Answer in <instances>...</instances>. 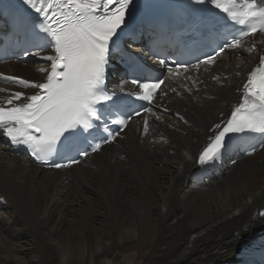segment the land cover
I'll list each match as a JSON object with an SVG mask.
<instances>
[{"label": "bare ground", "instance_id": "obj_1", "mask_svg": "<svg viewBox=\"0 0 264 264\" xmlns=\"http://www.w3.org/2000/svg\"><path fill=\"white\" fill-rule=\"evenodd\" d=\"M263 49L264 42L250 44L240 58L225 53L180 83L169 79L150 110L147 133L143 116L135 118L112 144L66 169H42L12 155L0 134V205L12 204L18 217L8 229L0 221V253L15 261V252L26 249L10 240L28 230L38 238L41 264H254L251 257L264 250V148L235 163L220 158L202 165L199 155L242 102ZM51 54L52 48L33 62H5L0 76L42 82L47 73L39 69L49 67L43 56ZM0 89L6 90L0 101L11 92H36L6 79ZM69 194L58 207L56 200ZM74 194L84 203L76 218L66 219Z\"/></svg>", "mask_w": 264, "mask_h": 264}, {"label": "snow or ice", "instance_id": "obj_2", "mask_svg": "<svg viewBox=\"0 0 264 264\" xmlns=\"http://www.w3.org/2000/svg\"><path fill=\"white\" fill-rule=\"evenodd\" d=\"M37 16H42L41 31L48 39L53 54L43 56L49 67L40 68L46 72L43 82H33L19 77H2L9 82L37 92L25 96L24 92L9 93L0 101V134L10 138L12 143L24 145L41 162L56 152L58 144L78 132L87 129L101 130L107 133L95 143H88L92 152L101 149L120 134L109 130L108 123L101 121L100 107L114 102L115 91L105 88L107 68L113 46L120 39V34L128 27V17L132 15L135 0H24ZM214 6L216 10L237 25L243 26L238 33H230L231 39L224 37L215 55L226 50L243 47L245 38H252L257 33L264 36V0H199ZM33 27H36L33 24ZM39 47V46H38ZM255 50V45L248 52ZM39 54V53H37ZM205 64L215 62V56L208 54L201 61ZM159 64L173 77H181L187 72V65L178 64L175 68L165 60ZM194 67H199L195 65ZM183 70V72L181 71ZM143 72V70H141ZM170 77L142 76L130 83L142 91L138 99L151 104L157 90ZM187 79L186 76L183 77ZM150 82H141V80ZM6 91L0 89V92ZM120 91H123L121 86ZM100 106V107H98ZM145 113L150 109L145 108ZM140 112L125 114L124 118L110 120L111 124L127 126ZM217 132L211 142L199 155L200 164H210L220 158L227 147V138L231 134L250 131H264V55L259 64L249 73L244 85L242 102L231 113V118ZM144 132H148V120L144 119ZM87 156V149L78 153ZM71 163H77L71 160ZM56 168L65 165L56 163Z\"/></svg>", "mask_w": 264, "mask_h": 264}, {"label": "rangeland", "instance_id": "obj_3", "mask_svg": "<svg viewBox=\"0 0 264 264\" xmlns=\"http://www.w3.org/2000/svg\"><path fill=\"white\" fill-rule=\"evenodd\" d=\"M225 56H221V58H224ZM167 183H165L164 185H166ZM75 195V194H74ZM73 196L72 194L67 195L66 197L62 196L60 198H58L56 201L60 202L58 207H62L66 205V199L68 197ZM79 196H84V195H79ZM93 199L98 200V199H102V197L99 194L93 193L92 194ZM159 198V197H157ZM75 202H73L71 204V209L72 211L69 212L68 214H66V219H73L77 217V214H75L76 209L79 207V205H81V197H78V195H75L74 197ZM62 204V205H61ZM96 209L99 210H103V208H101V206H97ZM158 210V207L155 209V213ZM17 210L16 208L10 204V203H3L2 205H0V221H1V228L3 229H8L10 227V225L13 222L17 221ZM33 225H38V224H33ZM64 228L67 229V225L68 224H64ZM92 226H97L95 221H93ZM47 228V227H46ZM226 232L230 231L228 229L224 230ZM222 233V232H221ZM214 235H217V233H214ZM34 238H36L35 233L25 230L24 233L18 234L16 236H14L13 238H11V243L14 245L15 248H19V247H23V249L25 248L26 250H24L23 252L17 251L15 252V255L13 256V258L15 259V261L13 259L7 258V254L5 252H1L0 253V264H41L40 262V258L39 257H35L36 255H38V249L36 248V242H34ZM38 239V238H36ZM60 239V236H54L52 239V243H54L53 245H56V248L58 251H61V248L64 246L62 243H59L56 241ZM59 243V245H58ZM154 242L149 241L145 244V248L146 249H150L153 247ZM134 246L130 245L129 249H133ZM244 249V247H242V250ZM80 254V252L78 253ZM143 257V255H141V258ZM252 261H255V257L252 256L251 259Z\"/></svg>", "mask_w": 264, "mask_h": 264}]
</instances>
